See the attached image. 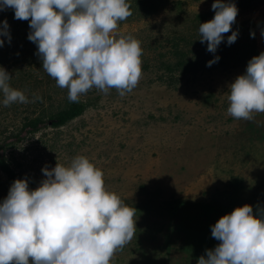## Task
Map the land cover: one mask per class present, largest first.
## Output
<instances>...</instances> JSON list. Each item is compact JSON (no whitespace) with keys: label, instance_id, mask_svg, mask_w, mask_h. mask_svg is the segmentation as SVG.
<instances>
[{"label":"rangeland","instance_id":"1","mask_svg":"<svg viewBox=\"0 0 264 264\" xmlns=\"http://www.w3.org/2000/svg\"><path fill=\"white\" fill-rule=\"evenodd\" d=\"M154 1L157 10L145 14L131 0L132 14L113 33L141 41L137 86L124 96L93 88L78 102H69L67 89L43 70L38 47L28 39L29 21L15 19L12 9L0 11L11 36L10 42L0 37L5 40L0 66L29 100L42 97L0 103V144H8L4 158L24 178L33 177L36 187L46 178L45 166H68L77 155L102 169L108 190L137 208L134 238L110 264H197L218 245L211 227L223 215L245 204L254 213L264 208V113L245 120L227 112L231 83L264 52V0L248 10L239 8L240 0H225L239 12L215 53L199 33L200 23L214 18L215 0ZM232 32L238 38L229 45ZM73 103L86 105L85 112L60 128L52 126L54 116ZM36 118L47 125L27 132L24 126ZM11 185L0 169V201Z\"/></svg>","mask_w":264,"mask_h":264},{"label":"clouds","instance_id":"2","mask_svg":"<svg viewBox=\"0 0 264 264\" xmlns=\"http://www.w3.org/2000/svg\"><path fill=\"white\" fill-rule=\"evenodd\" d=\"M214 18L200 23V41L215 53L232 29L239 9L215 0ZM14 10V18L28 20V39L38 47L43 70L69 102L96 88L124 96L142 78L143 48L133 35L115 36L118 23L131 14V0H0V11ZM10 25L0 22V37L11 41ZM253 37L255 33L252 34ZM237 32L227 37L231 45ZM5 43L0 39V47ZM219 57L208 62L210 67ZM11 74L0 66V101L5 107L29 100L10 85ZM227 112L235 119L264 113V52L253 57L246 72L231 83ZM39 186L16 179L0 201V264H110L114 254L135 234L137 208L108 190L104 172L84 155L68 166H45ZM219 241L197 264H264V208L236 207L212 227Z\"/></svg>","mask_w":264,"mask_h":264},{"label":"trees","instance_id":"3","mask_svg":"<svg viewBox=\"0 0 264 264\" xmlns=\"http://www.w3.org/2000/svg\"><path fill=\"white\" fill-rule=\"evenodd\" d=\"M137 3L141 6L143 12L145 14H151L157 10V4L154 0H136ZM200 1V0H196ZM256 0H240L238 5L239 8L248 10L252 7L253 2ZM264 43V41H263ZM86 109V105L83 103H73L67 109L59 112L54 116L52 126L56 128H60L69 122L75 120L76 118L80 117ZM47 125L46 121L36 118L26 123L24 128L27 132L35 134L40 131L42 126ZM18 139H20L18 137ZM8 146L7 143L0 144V169L7 175L9 180L13 183L16 179H24V176L21 173H18L11 169L10 165L8 164L7 160L4 158V151L5 148ZM29 185L32 188L36 187V180L33 177H29Z\"/></svg>","mask_w":264,"mask_h":264}]
</instances>
